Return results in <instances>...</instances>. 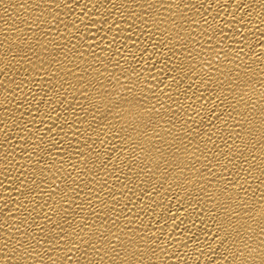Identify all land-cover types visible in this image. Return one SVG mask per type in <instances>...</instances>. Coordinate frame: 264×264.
<instances>
[{
    "label": "bare ground",
    "instance_id": "1",
    "mask_svg": "<svg viewBox=\"0 0 264 264\" xmlns=\"http://www.w3.org/2000/svg\"><path fill=\"white\" fill-rule=\"evenodd\" d=\"M0 264H264V0H0Z\"/></svg>",
    "mask_w": 264,
    "mask_h": 264
}]
</instances>
